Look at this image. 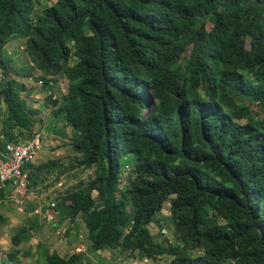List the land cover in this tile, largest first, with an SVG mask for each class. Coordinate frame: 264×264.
Returning a JSON list of instances; mask_svg holds the SVG:
<instances>
[{"label":"trees","instance_id":"obj_1","mask_svg":"<svg viewBox=\"0 0 264 264\" xmlns=\"http://www.w3.org/2000/svg\"><path fill=\"white\" fill-rule=\"evenodd\" d=\"M41 1L54 2L40 12V0H0V159L6 144L33 139L39 114L7 71L4 47L21 39L44 87L60 72L68 82L45 103L74 132L60 133L74 167L93 172L56 209L84 224L88 252L264 264V0ZM61 165H26L28 187ZM166 203L177 246L148 229ZM39 251L42 264H87L81 253Z\"/></svg>","mask_w":264,"mask_h":264},{"label":"rangeland","instance_id":"obj_2","mask_svg":"<svg viewBox=\"0 0 264 264\" xmlns=\"http://www.w3.org/2000/svg\"><path fill=\"white\" fill-rule=\"evenodd\" d=\"M54 2V1H53ZM53 2H39L35 6L37 11H43ZM211 25H207L209 29ZM24 40H11L5 47V60L8 63L9 77L24 85L26 106L39 112L34 117L36 124L33 127V139H40V150L33 157L30 164L39 166L48 161H60L61 168L52 174H45L42 182L29 186L28 179L24 189L12 188L5 191V196L0 200V214L6 219L0 222V264H42V254L36 252L38 245L56 252L60 257H67L72 253H81L87 264H168L171 257L162 256L157 260H146L137 255L135 258L127 252L107 250L101 253L88 252V241L84 224L77 226L68 225L66 218L67 209H56L60 198L65 192L79 182H85L92 176L91 170H82L74 167L75 153L69 147V140L60 133L64 130L69 137L74 132L64 128L62 116H56V107L45 103L51 96L52 100H59L66 93L68 82L63 73L57 74L56 82L43 86L39 80V73L32 68L28 57L23 51ZM188 52V51H186ZM73 64V63H72ZM16 73V75H15ZM38 78V79H37ZM258 111L257 105L253 107ZM4 105L0 99V113ZM40 135V136H38ZM131 165H127L120 175V187L128 184ZM31 171L27 170V175ZM40 175H43L40 172ZM9 184V183H8ZM8 184L4 187L9 186ZM3 185L0 184V188ZM96 199V192L92 193ZM129 208V206H128ZM49 215L50 217L44 218ZM22 227L29 229V235L18 246L11 242L14 234ZM71 229L67 231V229ZM148 229L155 242L163 245H180L173 229L168 204L166 203L160 214L149 224ZM18 249L19 253L14 261L8 260V254ZM29 253L31 256H26Z\"/></svg>","mask_w":264,"mask_h":264},{"label":"built area","instance_id":"obj_3","mask_svg":"<svg viewBox=\"0 0 264 264\" xmlns=\"http://www.w3.org/2000/svg\"><path fill=\"white\" fill-rule=\"evenodd\" d=\"M40 150L39 138L31 139L17 144L5 145V152L0 159V184L1 188L8 184L11 188L24 189L28 178L23 168L30 164L33 157ZM50 217L49 215L44 218Z\"/></svg>","mask_w":264,"mask_h":264},{"label":"crops","instance_id":"obj_4","mask_svg":"<svg viewBox=\"0 0 264 264\" xmlns=\"http://www.w3.org/2000/svg\"><path fill=\"white\" fill-rule=\"evenodd\" d=\"M38 136H40V135H38ZM39 141H40V139H39ZM3 189H5V190H9V189H12L10 186H7V187H5V188H3ZM31 229V228H30Z\"/></svg>","mask_w":264,"mask_h":264}]
</instances>
